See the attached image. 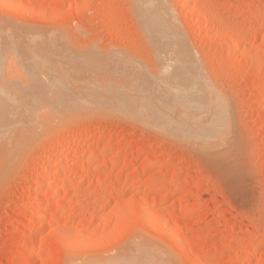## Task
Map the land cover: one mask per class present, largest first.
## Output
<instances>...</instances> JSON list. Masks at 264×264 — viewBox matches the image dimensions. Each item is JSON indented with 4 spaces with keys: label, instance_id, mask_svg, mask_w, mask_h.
<instances>
[{
    "label": "rangeland",
    "instance_id": "1",
    "mask_svg": "<svg viewBox=\"0 0 264 264\" xmlns=\"http://www.w3.org/2000/svg\"><path fill=\"white\" fill-rule=\"evenodd\" d=\"M6 1L0 3V85L2 84L0 89L3 92L6 89L8 94L5 95H9L14 93L13 90L16 88L17 92L12 94L14 97L11 95L7 97L18 99V97L15 98L17 94L20 99H23L22 96L27 97L25 93L31 91L27 85L31 84V81L28 83L26 81L32 78L37 79L36 74L39 72L38 78L40 82L46 80L45 86L48 87L51 84L48 82L51 81L55 85L61 82L62 86L57 83L60 88L66 89L65 91L72 90L65 93L61 91L63 89L59 91L57 88L60 93L64 92V99L67 97L76 101L71 100L69 103V100H64L59 94L61 98L56 101L57 108L62 107L59 104L66 101H68L67 106L73 101L79 108L75 110L76 104L73 107L72 103L68 110L67 106L62 104L66 106V108L63 107L66 112L62 111L63 108L61 112L64 113H59L56 109L59 116L52 114L56 117L53 118L50 112L51 116L45 111L47 105L44 106L45 101H51L53 98H49V92H44V96L48 94L47 100L46 98L42 100L46 109H40L42 106L40 104L35 106L36 110L34 109L39 117L46 112L45 116H49L44 119L40 117L41 124L35 125L37 120H34V123L32 121H24L26 122L24 123L21 120L19 125L17 120L12 119L11 122L15 120L13 124L16 126L10 125L12 131L7 129L11 135L16 133L15 127H24L29 124L22 129H29L33 125L32 134L36 133V136L32 134L31 136V131L26 133L19 127L17 133L20 130L18 136L23 142L16 144L17 152H20L17 155L10 154L9 151L1 154L4 156L1 160L7 156L8 158L4 160L5 162L0 160L3 164L2 166L0 164V264H26L27 260H30L27 261L28 264H94V262L101 264L105 259L108 260L114 256L117 258L119 256L117 254H120V251L123 252L124 247L126 250L131 249L127 251L130 260L139 258L137 264H143V262L151 264L150 259L156 263L158 260L161 264L162 261L159 258L163 259V257L165 261L174 262L172 264H194L195 261L198 264H264V0H167V2L165 0L164 3L168 5L166 9L169 8L168 12L173 13L171 17H174L175 22L172 19V21L167 20L168 14L163 21L164 27L168 26L167 29L171 27L170 30L174 29L176 34L179 30L183 40L180 39L181 37L173 36L176 34L170 35V38L168 34L160 33L163 35L159 34L158 37L164 39V42L174 41L175 46L174 44L170 46L171 44L167 42L165 45L157 36L155 39L149 38L147 32H144L147 35L143 34V25L137 16L139 13L136 12L138 11L137 0ZM162 1L164 0L159 2L162 4ZM185 1L189 4L185 5ZM164 27L163 32L166 31ZM173 31L168 33L171 34ZM166 37H169V41ZM173 37L179 38L178 42ZM155 40L161 41L159 43L162 46L155 43ZM23 41H29L36 46L43 44V49L44 46L46 49L41 54L43 53L44 56L40 57V54L39 57H46V61L51 59L44 64L48 68L42 66L39 68L40 71L36 68L35 73L27 71L33 74L32 77L25 76L27 73L22 72L12 61L15 47H18L17 44L20 45L21 42L23 44ZM177 43L179 48L175 50L173 47H178ZM232 43L236 46L231 52L228 48ZM154 47L156 48L153 49ZM180 49L185 50L180 51ZM172 50L183 54L186 51L190 52L186 55L188 61H184L186 58L180 54L185 58L184 64L188 63L182 67L184 70H175L178 62H174L173 59L177 60L179 57H174L175 53ZM156 51L162 53L157 54ZM161 55L162 57L164 55L165 59H162ZM159 58L162 60L161 63L167 66L163 64L162 67L159 66ZM110 59L116 66L112 65ZM182 62L179 64H183ZM91 64L94 66L91 67ZM85 67L88 71L84 69ZM114 68L117 70L120 68V71ZM195 68H201L202 72L198 73L199 70ZM93 71L98 77H94ZM135 71L136 73H131ZM85 72L89 73L84 75ZM187 72L192 75L197 73L196 78L200 74V81L199 78L197 82L193 81L195 77L191 78L192 80L188 78L190 74ZM78 74L84 75V79ZM40 77L43 79L41 80ZM50 78L60 80L55 83ZM207 80L212 86L207 85ZM192 81L198 88L193 85L195 89L191 87ZM202 81L206 82L207 88L212 87L207 90L209 94L202 88ZM198 82L203 90L199 91ZM32 83L34 84L33 81ZM187 83H190V90H195L193 94L197 91L207 94L203 98L204 101L199 98L203 101L202 103L192 100L191 95L189 99L191 98L192 101L187 100L189 96ZM54 84L53 86L56 87L57 85ZM26 85L28 91L26 89L24 91ZM177 85L182 89H170ZM111 86L114 87L109 88ZM165 86L169 87L167 91ZM36 87H33L34 91L36 90L34 97L41 94L37 93ZM47 87L43 89L51 90V92L55 89ZM128 87L131 88L128 89ZM163 87L165 90L162 89V92L160 89ZM158 88H160L159 91ZM142 90L147 91L146 94ZM169 90L179 91L171 93ZM58 91L52 92V95L55 96ZM89 91L92 94H87ZM133 93L136 95L138 93L140 96ZM27 94L29 98L33 96ZM43 94L39 97L41 98ZM175 94L176 97L181 95L184 103L175 102ZM1 95L3 93L0 97ZM146 95L148 97H145ZM168 95L170 100L167 99ZM199 95L202 97L201 94ZM199 95L196 96L199 97ZM56 96L57 99L58 95ZM194 96L193 98H196ZM81 97L91 103L85 105L84 101L82 104ZM61 99L64 101L61 102ZM206 99H210L211 102H205ZM185 100L190 104L193 101V104L198 103L194 105L196 109ZM143 101L145 103H142ZM216 101L218 105L220 104L219 106L222 105L221 108L217 107ZM152 102L155 107L151 104ZM56 103L51 101L48 107L51 108L49 105L54 107ZM205 103L212 104L206 107ZM206 109L213 110L218 118L229 115L227 120L231 124L222 117L223 120L225 119V125L221 122L222 120L219 123L222 124V128L218 127L219 124L206 125L210 120L208 117L213 114V111L209 114ZM220 109L224 111L221 112ZM205 110L208 113H205ZM67 112L70 113L66 114ZM181 112L183 114H180ZM181 116L182 118L184 116L185 121L194 123H184L185 121L180 119ZM203 116L207 118L203 119ZM48 118H51L53 122L48 124L50 122ZM57 118L63 119L61 122L59 119L58 122ZM193 124L195 125L191 129L193 134H188L190 129L187 131V128L193 127ZM39 125L41 126L38 127ZM36 126L39 131L36 130ZM42 126L44 128L38 129ZM199 126L202 127L200 131ZM204 126H206L205 129ZM224 126L227 130L229 128L228 132ZM210 128L213 129L210 130ZM21 130L29 135L30 138L28 136L27 138L31 140H28V143L22 139ZM204 131L207 136H212L213 140L216 136L215 132L219 133L215 141H210V136L208 139L206 136L202 138L201 134L205 135L202 133ZM4 135H7L6 132L2 135V140L6 139ZM13 137L18 139L17 136ZM9 138L8 141H10ZM33 138L37 140L34 139L33 142ZM24 142L27 145H22ZM21 145L22 149L19 150ZM68 146L72 147L69 155L67 154L69 160L85 156L90 152L104 151L103 154L99 153L95 159L84 165L76 163L72 165L68 160L70 168L68 167L59 175L61 180L66 181L59 188L60 191L53 192L56 169L60 168L59 165L57 166L59 158L54 153ZM207 147H210L209 150ZM118 153L120 156L117 158ZM100 160L106 164L98 166ZM146 161L151 165L142 167ZM140 172L142 175H139ZM72 178L75 180H71ZM37 185L42 188L36 194L33 188ZM35 201L41 203L39 207H35ZM58 206H61V209L57 213ZM40 211H43L45 225H40L38 221L32 222ZM146 211L150 213L147 215ZM142 214L147 215V218ZM155 221L161 222L163 229L166 228L164 230L160 228V230L158 224L155 226ZM38 226H41L42 231L39 230L36 237L33 254L30 259H25L26 241L24 240ZM136 240L139 242L136 243ZM127 245L132 246L127 248ZM133 246L137 248L132 249ZM181 246L188 256L181 253L183 252ZM138 247H141L138 250V252L141 250L140 254H131L134 252L132 250L136 253ZM144 249L150 252H144L148 253L149 259H146L148 255L142 254ZM153 250L158 251L157 256ZM124 255L126 251L123 252ZM123 256L122 258L128 257ZM115 259H112L111 264H114L117 260ZM154 262L152 263L155 264ZM134 263L136 264V261Z\"/></svg>",
    "mask_w": 264,
    "mask_h": 264
},
{
    "label": "bare ground",
    "instance_id": "2",
    "mask_svg": "<svg viewBox=\"0 0 264 264\" xmlns=\"http://www.w3.org/2000/svg\"><path fill=\"white\" fill-rule=\"evenodd\" d=\"M5 1H6V0H0V3H1V2L3 3V2H5ZM9 1H10V0H9ZM13 1H14V0H13ZM155 1H157V0H137V2H136V3H137L136 6H137V8H138V11H136V12L139 13L137 16H139V19H141V21H140V20H139V21L142 22V25H143V34H146V33H144V32H147L149 38L154 37V39H155L156 36L158 37V36H160V35H161V36L163 35V34H160V33H165L164 35H167V34H168V36L173 35V34H176L174 29H173L174 31H173V30H170L171 27H169V29H167L168 26H166L167 28L164 27L165 24H164L163 21H164V19L167 18V15H168V14H169V18H168L167 20L170 21V20L172 19L173 22H175V21H174V17H173V16L171 17V15H173V13L170 14V12H168V11H170V9H169V8H167L168 10L166 9V7H168V5L166 6V3H164L165 0L162 1V2L164 3V4L162 3L163 5L161 4V2H159L160 0H158L159 3H158V2H155ZM182 1H183V0H182ZM188 1H189V0H188ZM6 2H7V1H6ZM10 2H12V0H11ZM166 2H167V0H166ZM186 3H188V2L185 1L184 4L187 5ZM134 4H135V3H134ZM188 4H189V3H188ZM137 8H136V9H137ZM135 16H136V15H135ZM137 18H138V17H137ZM199 18H201V17H199ZM137 20H138V19H137ZM172 20H171V21H172ZM139 21H138V22H139ZM168 21H167V23H168ZM140 22H139V24H140ZM167 23H166V24H167ZM169 23H170V22H169ZM174 24H175V23H174ZM167 25H169V24H167ZM163 27H164L165 30H166V31H164V32L162 31V30H163V29H162ZM172 27H174V26H172ZM174 28H175V27H174ZM175 29L177 30V28H175ZM167 30H168V31H167ZM171 31H173L171 34L168 33V32H171ZM166 32H167V33H166ZM141 33H142V32H141ZM179 33H180V31L178 30V31H177V34H176V35H173V36L181 37L180 39L183 40V35H182V33H180V35L178 36ZM147 34H146V35H147ZM159 34H160V35H159ZM142 36H143V35H142ZM144 36H145V35H144ZM144 38H145V37H144ZM158 38H160V37H158ZM158 38H156V39H158ZM166 38L168 39L169 37H166ZM170 38H171V36H170ZM160 39H162V38H160ZM160 39H158V40H160ZM173 39H174V40H177V42H178V40H179V38H175V37H173ZM173 39H171V40H173ZM26 40H27V39H26ZM158 40H157V41H158ZM228 40H229V39H228ZM145 41H146V40H145ZM147 41H149V40H147ZM157 41L155 40V43H156ZM161 41H162L164 44H165V42H167V41L164 42V39H162ZM161 41H159V42H161ZM168 41H169V39H168ZM229 41H230V40H229ZM159 42H157V43H159ZM170 42H171V43H170ZM172 42H173V43H172ZM179 42H180V41H179ZM181 42H183V41H181ZM145 43H146V42H145ZM163 43H162V44H163ZM167 43H168L169 45L171 44L170 46H172V45L174 44V41H169V42H167ZM167 43H166V44H167ZM149 44H151V43L149 42ZM159 44H160V43H159ZM159 44H157V45H159ZM166 44H165V45H166ZM182 44H184V43H182ZM234 44H235V43H234ZM234 44L232 43L231 45H229V48H228L229 51L231 50V52H232V50L235 48L236 44H235V45H234ZM151 45H152V44H151ZM160 45H161V44H160ZM160 45H159V46H160ZM177 45H178V43H177ZM17 46H18V47H15V50H14V56L12 57V61H13L16 65L19 66V68H20V70H21L22 72L25 71V72L27 73V75H25V76H28V77L30 76V77H32V76H33L32 73H35V71H36L35 69H36V68H37V70H38L40 67L42 68V66H44L45 62H50V61H51V59H50L49 61H48V60L46 61V60H45L46 57H45V58H44V57L40 58V57L43 55V53L41 54V52H42V51L44 52V49H46L45 46H44V49H43V44H42V45H41V44H37V46H36V45H34L33 43H31V42H29V41H26V42L23 41V44H22V42H21L20 45L17 44ZM161 46H162V45H161ZM174 46H175V44H174ZM150 47L152 48V46H149V48H150ZM51 48H52V47H51ZM51 48H50V49H51ZM155 48H156V47H154L153 49H155ZM171 48H172V47H171ZM174 48H175V50L178 49V48H179V45H178V47H173V49H174ZM180 48H181V47H180ZM185 48H186V47H185ZM237 48H238V47H237ZM48 49H49V48H48ZM153 49H151V50H153ZM157 50H158V49H157ZM169 50H170V49H169ZM169 50H168V52H169ZM175 50H174V51L172 50V51L175 53V54L173 53V54L175 55V56H174V55H173V56H174V57H176V56L179 57V59L176 57L178 61L173 59L174 62H178L177 65L174 64L175 67H176L175 70H177V71H178V70H184L182 67H183L184 65L188 64V63H185V64H184V61H188V60H187L188 57H187L186 55H188L190 52L186 51V52H187V53H186V52L184 51L186 54H185V53L183 54V53H179L178 50H177L178 53H176ZM181 50H185V49H180V51H181ZM46 51H47V50H46ZM48 51H49V50H48ZM59 51H60V50H59ZM148 51H149V50H148ZM229 51H228V52H229ZM233 51H234V50H233ZM153 52H155V51L153 50ZM153 52H152V53H153ZM160 52H161V51H160ZM160 52L156 51L157 54L160 53ZM45 53H46V52H45ZM50 53H51V52H50ZM57 53H58V52H57ZM161 53H162V52H161ZM165 53H166V51H165ZM169 53H170V52H169ZM40 54H41V55H40ZM157 54H156V55H157ZM163 54H164V53H163ZM178 54H179V55H180V54H183L184 57H185L186 59L183 58V57H181L182 55L179 56ZM23 55H24L25 57H24ZM39 55H40V57H39ZM45 55H46V54H45ZM54 55H55V54H54ZM56 55H57V54H56ZM21 56H23L24 58L21 57ZM37 56H38V57H37ZM43 56H44V55H43ZM103 56H104V55H103ZM166 56H167V55H166ZM168 56H169V55H168ZM154 57H155V55H154ZM180 57H181V58H180ZM0 58H1V53H0ZM39 58H40V59H39ZM111 58H112V57H111ZM115 58H117V57H115ZM161 58H162V59H163V58L165 59V56L163 55V57H162V55H161ZM182 58H183V59H182ZM106 59H107V57H106ZM159 59H160V58H159ZM159 59H158V60H159ZM167 59H168V58H167ZM180 59H181V60H180ZM184 59H185V60H184ZM44 60H45V61H44ZM54 60H55V59H54ZM183 60H184V61H183ZM95 61H96V60H95ZM108 61H109V60H108ZM110 61H111V63H112V60H111V59H110ZM179 61H180V62L183 61V62H182L183 64H179V63H180ZM189 61H190V60H189ZM98 62H99V61H98ZM135 62H136V61H135ZM135 62H134V63H135ZM161 62H162V60L160 59V61L158 62V63H159V66H161V65L163 64V63H161ZM163 62H164V61H163ZM168 62H169V61H168ZM80 63H81V62H80ZM95 63H96V65H97V62H95ZM108 63H109V62H108ZM191 63H192V62H190V64H191ZM193 63H194V62H193ZM53 64H54V63H53ZM81 64H82V63H81ZM93 64H94V63H93ZM106 64H107V63H106ZM168 64H169V63H168ZM170 64H171V63H170ZM197 64H198V63H197ZM51 65H52V62H51ZM60 65H61V64H60ZM76 65H78V64H76ZM112 65H113V63H112ZM163 65H164V64H163ZM172 65H173V63H172ZM45 66H47V65H45ZM45 66H44V67H45ZM56 66H58V65H56ZM56 66H54V68H55ZM85 66H87V65H85ZM90 66L92 67V66H94V65L91 64ZM113 66H116V65L114 64ZM133 66H134V64H133ZM164 66H167V65H164ZM195 66H196V65H195ZM49 67H51V66H49ZM60 67H62V66H60ZM77 67H78V66H77ZM79 67H80V66H79ZM95 67H96V66H95ZM127 67H128V66H127ZM161 67H162V66H161ZM172 67H173V66H172ZM187 67H188V66H187ZM197 67H198V66H197ZM45 68H48V66L45 67ZM69 68H70V67H69ZM69 68H68V69H69ZM74 68H75V67H74ZM86 68H87V67H85L84 69H86ZM88 68H89V67H88ZM111 68H112V67H111ZM115 68H116V67H115ZM115 68H114V69H115ZM124 68H125V67H124ZM124 68H123V69H124ZM181 68H182V69H181ZM49 69H50V68H49ZM51 69H52V68H51ZM71 69H72V67H71ZM78 69H79L78 71H80V68H78ZM93 69H95V68H93ZM118 69H119V70H117V69H115V70H116V71H120V68H118ZM125 69H126V68H125ZM125 69H124V70H125ZM128 69H129V68H128ZM172 69H173V68H172ZM195 69L197 70L198 68H195ZM29 70H30V71H29ZM34 70H35V71H34ZM74 70H75V69H74ZM74 70H72V71H74ZM115 70H114V71H115ZM198 70H199L198 73H200L201 68L198 69ZM27 71H28L29 73H30L31 71H34V72H32L31 74H29ZM38 71H40V69H39ZM38 71H37V72H38ZM86 71H88V69H86ZM89 71H90V70H89ZM114 71H113V72H114ZM25 72H24V73H25ZM82 72H84V71H82ZM111 72H112V70H111ZM196 72H197V71H196ZM201 72H202V71H201ZM26 73H25V74H26ZM54 73H56V72L54 71ZM87 73H89V72H85L84 75H87ZM93 73H94V71H93ZM108 73H109V71H108ZM119 73H120V72H119ZM121 73H122V72H121ZM125 73H126V71H125ZM131 73H136V71H135V72H131ZM187 73H189V72H187ZM28 74H29V75H28ZM46 74H47V73H46ZM68 74H69V72H68ZM68 74H67V75H68ZM81 74H82V73H81ZM94 74H95V75H94V77H95L97 73H94ZM137 74H138V73H137ZM174 74H175L176 76L178 75L177 73H174ZM180 74H182V73L180 72ZM189 74H190L191 76L189 75L188 78L190 77V79H191V78H194V77H195V78H194L195 80L193 79V81H196V82H197V79H198V78H199L198 80L200 81V78H201V77H200V74H198V76H199L198 78H196V74H197V73H195V74H193V75H192V73H189ZM31 75H32V76H31ZM44 75H45V74H44ZM64 75H65V74H64ZM74 75H75V74H74ZM79 75H80V74H78V76H79ZM84 75H83V76H84ZM88 75H89V74H88ZM92 75H93V74H92ZM98 75H99V74H98ZM108 75H109V74H108ZM108 75H107V76H108ZM110 75H112V74L110 73ZM115 75H117V74H115ZM123 75H124V74H123ZM126 75H127V74H126ZM135 75H136V74H135ZM138 75H139V74H138ZM194 75H195V76H194ZM202 75H203V74H202ZM202 75H201V76H202ZM36 76H38V77L40 76V75H39V72L36 74ZM36 76H35V77H36ZM42 76H43V75H42ZM50 76H51V75H50ZM56 76L59 77L58 75H56ZM60 76H61V75H60ZM80 76H81V75H80ZM83 76H81V77H83ZM112 76H113V75H112ZM121 76H122V75H121ZM173 76H174V75H173ZM192 76H193V77H192ZM38 77H37V79H34V80H33V78H32V80L29 79V81H26V83H28V82L31 81V82H30L31 84H27V85L29 86V90H31V91H28V90H27V88H28L27 85L24 87V91H25V89H26V91H28L27 93L33 95V96H31V97L29 98V97H28L29 95H28L27 93H25V95H26L29 99H28L27 97H25V96H22L23 99H20L19 95H17V94H15V98L18 97V99H13V98H11V97L8 98L9 95L12 96V94H14V93L17 92V89H16V88H15L16 90H15V89L13 90V91H15V92L12 93V94H9V95H5V94H8L7 91H6V89H5V92H3V90L0 89V90H1V91H0V94L3 93V95H4V97H3V95H1L3 98L0 97V152H1V153H0V156H1L0 160L2 159V156H3V155H1V154H2L3 152H8V151H9V152H11L10 154L13 153L14 155H17V154L20 152V151L17 152L18 149H17V144H16V143L23 142V141H20L21 139H19V136H18L19 133H20V132H19L20 130L18 131V133H17V130H18L19 127H21V128H19V129H22L23 126H17V127H15V128H17V130L14 129V126H16L15 124H13V123L15 122V120L18 121V124L21 123V120H22L23 122H24V121H28V122H29V121H32V122H33L34 120H37L36 122H35V121H34V122L37 123V124H35V125H38V124H41L40 121H41V118H42V117H43L42 119H44L45 117H49V116H45V115H47V112H48V114H49V112H50L51 115H52V114H55V116L58 117L59 115H58V113H57V112H58L57 110H59V113H60V112H61V108H63V107L66 108V106H67V105H66V104H67L66 102H68V101L59 104V106L61 105L62 107H59V106H58L59 108H57V105H58V104L56 103V101L59 100V99L61 98V96H62V98L64 99V96H65V95L63 96V93H64V92L66 93V92L70 91V90L65 91L66 89H63L62 87H61V88L59 87V86H62V85H60L61 82H60V83L57 82V81H59L60 79H59V80H54L55 77H54V78H50V80H51V79L54 80L55 83H56V82L59 83V86L57 85V83H56V85H57V86H56V85L53 83V81L48 82V83H51V84L48 85L49 88H55L54 90L52 89V90H53V91H52L53 93H54L55 91H58L57 88H59V91H60L61 89H63V90H61V91H64L63 93H60V92L58 91V92H57L58 94H56V95H58V98L56 99L57 96H56V95H55V96L52 95L53 93L51 92V90H50V91H49V90L45 91V89H43L44 87H47V86L44 85V83H45L46 80H43L44 82H43V81L40 82V80H39ZM48 77H49V75H48ZM63 77H64V76H63ZM68 77H69V76H68ZM96 77H98V76H96ZM105 77H106V76H105ZM140 77H141V76H140ZM185 77H187V75H186ZM202 77H203V76H202ZM40 78H41V80L43 79L42 77H40ZM45 78H46V77H45ZM45 78H44V79H45ZM60 78H61V77H60ZM92 78H93V77H92ZM102 78H103V77H102ZM25 79L28 80V78H25ZM55 79H56V78H55ZM68 79H69V78H68ZM75 79H76V78H75ZM83 79H84V77H83ZM133 79H134V78H133ZM136 79H137V78H136ZM35 80H39V81H37V83H36ZM80 80H81V79H80ZM94 80H95V79H94ZM119 80H120V79H119ZM143 80H144V79H143ZM143 80H141V82H142ZM187 80H189V79H187ZM191 80H192V79H191ZM205 80H206V79H205ZM32 81L34 82L35 85L37 84L36 86H38V88L32 83ZM61 81H62V80H61ZM74 81H75V80H74ZM74 81H73V84H74L76 81H78V80H76L75 82H74ZM91 81H92V80H91ZM101 81H102V80H101ZM115 81H116V80H115ZM129 81H130V80H129ZM134 81L136 82L135 79H134ZM193 81L191 82V84L189 83V84L191 85V87H192V85L195 86V85L193 84ZM38 82L41 83V84H39ZM42 82H43V84H42ZM79 82H80V81H79ZM79 82H78V83H79ZM82 82H83V81H82ZM85 82H86V81H85ZM99 82H100V81H99ZM102 82H103V81H102ZM102 82H101V83H102ZM121 82H123V81L121 80ZM125 82H126V81H125ZM127 82H128V80H127ZM189 82H190V80H189ZM196 82H195V83H196ZM203 82H204L205 84H204ZM206 82H208L207 85L209 84L210 86H212V85L209 83L208 80H207ZM206 82H205V81H202V82H201V85H202V84L204 85V86L202 85V88L204 89V91H207L208 89L212 88V87H210V86H209L210 88H207V86H206ZM24 83H25V82H24ZM26 83H25V84H26ZM111 83H112V81H111ZM133 83H134V82H133ZM45 84H46V83H45ZM53 84H54L56 87H54ZM66 84H67V83L65 82V85H66ZM80 84H81V83H80ZM145 84H146V83H145ZM147 84H148V82H147ZM187 84H188V83H187ZM189 84H188V85H189ZM196 84H197V83H196ZM199 84H200V82H198V86H199ZM30 85H31V86L33 85V87H36V88H37V93H38V94L41 93V94H39V96L42 95L44 92H47V93L49 92V94H50V95H49V98H50V99L53 98L51 101H54V102L56 103V104L54 105V107H56V108H54L52 105H49V106H51V108L53 107V109L51 110V108L48 107V104L51 102V101H49V100H48V101H45V102H48V103H45V102H44L45 105L42 104L43 101L45 100V98H46V100H47L48 97H47L46 95H48V94H45L46 97H45L44 94H43V96H41V98H40L38 95H37V97L35 96V97H36V98H35V97H34V95H35L34 92H36V90L34 91L33 87H31ZM39 85H40V86L43 85V86H41L42 88H40ZM46 85H47V84H46ZM81 85H82V84H81ZM86 85H87V84H86ZM92 85H93V84H92ZM112 85H114V84L112 83ZM118 85H119V84H118ZM123 85H124V84H123ZM123 85H122V86H123ZM127 85H128V83H127ZM134 85H135V84H134ZM136 85H137V84H136ZM188 85H187V87H189V92H188V95H189V96H187V100H189V101L195 100V101H198L199 103H202V102L204 101L203 98H204L207 94H209V91L206 92L207 94H204L205 92L198 93V91H197V89H196L197 92H196L195 94H196V95L201 94V96H202V97H200V95H199V97H198V96H196L195 94H193V93L195 92V90H194V91H193L192 89L190 90L191 87H190V85H189V86H188ZM201 85H200V86H201ZM0 86H2V84H1ZM22 86H23V85H22ZM50 86H51V87H50ZM78 86H80V85L78 84ZM109 86H110V85H109ZM146 86H148V85H146ZM196 86H197V85H196ZM196 86H195V87H196ZM200 86H199V91H200V90H203V89L200 88ZM205 86H206V87H205ZM26 87H27V88H26ZM48 87H47V88H48ZM82 87H83V86H82ZM84 87H85V86H84ZM86 87H87V86H86ZM94 87H95V86H94ZM94 87H92V88H94ZM113 87H114V86H113ZM113 87L111 86V87H109V88H113ZM135 87H136V86H135ZM148 87H150V85H149ZM155 87H156V86H155ZM187 87H186V88H187ZM1 88H3V87H1ZM11 88H12V87H11ZM31 88H32V89H31ZM47 88H46V89H47ZM71 88H72V87H71ZM73 88H75V87H73ZM76 88H79V87H76ZM89 88H90V87H89ZM130 88H131V87H128V89H130ZM136 88H137V87H136ZM138 88H139V87H138ZM140 88L143 89L142 87H140ZM152 88H153V86H152ZM165 88H166V91H167V89H169V87H166V86H165ZM165 88H164V87L161 88V89L158 88V91H159V89H160V90L163 92V90H165ZM178 88H179L180 90L182 89V88L178 87V85H177V87L170 88V89H178ZM192 88H193V87H192ZM196 88H198V87H196ZM9 89H10V88H9ZM12 89H13V88H12ZM18 89H21V88H18ZM82 89H83V88H82ZM141 89H140L139 91H141ZM145 89H146V88H145ZM162 89H163V90H162ZM193 89H195V88H193ZM205 89H206V90H205ZM7 90H8V89H7ZM132 90H134V89H132ZM71 91H72V90H71ZM71 91H70V92H71ZM108 91L110 92V90H108ZM122 91H123V90H122ZM137 91H138V90H137ZM142 91H143V90H142ZM166 91H165V92H166ZM169 91H171V90H169ZM178 91H179V90H177V91H175V92H178ZM183 91H184V90H183ZM190 91H192V93H191ZM8 92H9V90H8ZM20 92H21V91H20ZM30 92H31V93H30ZM32 92H33V93H32ZM76 92H77V91H76ZM112 92H115V91H112ZM126 92H127V91H126ZM135 92H136V89H135ZM143 92H144V91H143ZM143 92H142V93H143ZM145 92H147V91H145ZM145 92H144V93H145ZM153 92H154V91H153ZM153 92H152V94H153ZM165 92H164V93H165ZM175 92H174V91H171V93H175ZM210 92H211V91H210ZM213 92H216V91H213ZM10 93H11V91H10ZM68 93H69V92H68ZM77 93H79V92H77ZM130 93H131V92H130ZM130 93H129V94H130ZM155 93H156V92H155ZM158 93H159L158 95L161 96L160 92H158ZM197 93H198V94H197ZM59 94H61V96H60ZM87 94H92V93L89 91V93H87ZM114 94H115V93H114ZM118 94H121V93H118ZM133 94H135V93H133ZM145 94H146V93H145ZM147 94H148V93H147ZM150 94H151V93H150ZM150 94H149V96H150ZM177 94H178V93H177ZM179 94H180V93H179ZM179 94H178V95H179ZM192 94H193V95H192ZM74 95H76V94H74ZM74 95H73V96H74ZM131 95H132V94H131ZM135 95H136V94H135ZM137 95H139V94L137 93ZM137 95H136V96H137ZM141 95H142V94H141ZM143 95H144V94H143ZM156 95H157V94H156ZM170 95H171V94H170ZM185 95H186V94H185ZM190 95L192 96V100H191V98L189 99V97H191ZM194 95L196 96V98H193ZM210 95H211V94H210ZM7 96H8V97H7ZM50 96H51V97H50ZM52 96H54V97H52ZM59 96H60V97H59ZM70 96H71V95H70ZM117 96H118V95H117ZM139 96H140V95H139ZM162 96H163V94H162ZM195 96H194V97H195ZM211 96H212V95H211ZM12 97H14V95H13ZM124 97H125V96H124ZM132 97H133V95H132ZM145 97H148V95H146ZM163 97H164V96H163ZM165 97H166V96H165ZM172 97H173V96H172ZM197 97H198V98H197ZM212 97H215V96H212ZM42 98H44V99H42ZM78 98H79V97H78ZM82 98L84 99V97H81V100H80V101H82V104H84L85 99L83 100ZM85 98H86V96H85ZM87 98H88V97H87ZM121 98H122V97H121ZM125 98H126V97H125ZM137 98H140V97H137ZM156 98H157V96H156ZM161 98H162V97H161ZM175 98H176V99H175ZM175 98H174V99H175V102L178 101L179 104H180V103H184V99H182L181 95L176 97V94H175ZM180 98H181L182 100H180ZM184 98H185V97H184ZM199 98H201V100L203 99V101H201ZM217 98H219V97L217 96ZM36 99H37V100H36ZM63 99H61V102H63L64 100H66L67 97H66L64 100H63ZM79 99H80V98H79ZM132 99H134V98H132ZM151 99H152V97H151ZM151 99H150V100H151ZM159 99H160V98H159ZM167 99L170 100V99H169V95H168ZM171 99H172V98H171ZM185 99H186V98H185ZM197 99H198V100H197ZM213 99H214V98H213ZM213 99H212V100H213ZM39 100H41V101H39ZM42 100H43V101H42ZM62 100H63V101H62ZM67 100H69V103H70V101L73 100V98H72V99H71V98H68ZM141 100H143V98H142ZM141 100H140V103H141ZM160 100L163 101V99H160ZM165 100H166V99H165ZM187 100H185V101H187ZM209 100H210V99H208V100L206 99L205 102H207V101H208V102H211V101H209ZM219 100H220V99H219ZM221 100H222V99H221ZM73 101L76 102L75 100H73ZM73 101L71 102V104L73 103ZM137 101H138V100H137ZM144 101H145V100H144ZM144 101H143L142 103H145ZM217 101H218V100H217ZM217 101L215 102V104L217 103ZM36 102H37V103H36ZM40 102H41V103H40ZM135 102H136V101H135ZM148 102H150V101H148ZM163 102H164V101H163ZM167 102H168V101H167ZM169 102H170V101H169ZM187 102H188V101H187ZM187 102H186V103H187ZM193 102H194V101H193ZM193 102H192L191 104H190V102H188V103H189L190 105H193L192 107H194V105L198 104V103L193 104ZM69 103H68V105L70 106L71 104H69ZM90 103H91V102H90ZM90 103H89L88 101H87V102L85 101V105H86V104L89 105ZM138 103H139V102H138ZM155 103H156V102H155ZM186 103H185V104H186ZM188 103H187V104H188ZM38 104L42 105V106H40V109H41V108H44V106L47 105V107H46L47 110H45V111H47V112L45 113V115H44V113H43V116L40 114V115H41V116H40L41 118L37 115V113H36V111H35V110H36V109H35V106H36V105L39 106ZM62 104H65L66 106H65V105H62ZM74 104H76V103H73V105H71V106L75 107ZM79 104L81 105V102H80ZM92 104H93V102H92ZM148 104H149V103H148ZM148 104H147V105H148ZM151 104H153V102H152ZM156 104H158V103H156ZM208 104H209V103H208ZM208 104L205 103V106L207 107ZM210 104H212V103H210ZM210 104H209V106H210ZM221 104H222V103H221ZM43 105H44V106H43ZM170 105H171V103H170ZM219 105H220V104H219ZM219 105H218V103H217V107H218ZM69 106H67V109H68V110H70L69 108H71V107H69ZM81 106H82V105H81ZM81 106H80V107H81ZM145 106H146V105H145ZM156 106H157V109H158V105H156ZM175 106H176V105H175ZM184 106H185V105H183V107H184ZM203 106H204V104H203ZM86 107H87V106H86ZM149 107H150V106H149ZM153 107H155L154 104H153ZM161 107H162V106H161ZM171 107H172V106H171ZM186 107H187V106H186ZM212 107H213V105H212ZM219 107L221 108L222 105L219 106ZM219 107H218V108H219ZM46 108H44V109H46ZM64 108L62 109V111H65V112H66V110H65ZM77 108H79V107H77V104H76V108H75V110H77ZM82 108H84V107H82ZM150 108H151V107H150ZM187 108H188V107H187ZM189 108H190V107H189ZM194 108H195V107H194ZM210 108H211V107H210ZM34 109H35V110H34ZM44 109L42 110V112L44 111ZM56 109H57V110H56ZM73 109H74V108H73ZM80 109H81V108H80ZM80 109H78V110H80ZM144 109H145V108H144ZM144 109H143V110H144ZM151 109H152V108H151ZM182 109H183V108H182ZM195 109H196V108H195ZM68 110H67V111H68ZM139 110H140V109H139ZM191 110H192V108L190 109V111H191ZM197 110H198V108H197ZM206 110H207V109H206ZM206 110H205V113H206L207 111H209V110H207V111H206ZM215 110H216V109H215ZM218 110H219V109H218ZM218 110H217V111H218ZM220 110H221V109H220ZM37 111H39V108H37ZM52 111H53V112H52ZM157 111H158V110H157ZM159 111H162V110H159ZM183 111H185V110H183ZM194 111H195V110H194ZM200 111H201V110H200ZM210 111H211V110H210ZM210 111H209V114H210L213 110H212L211 112H210ZM217 111H216V112H217ZM223 111H224V110H221V112H223ZM40 112H41V110H40ZM51 112H52V113H51ZM70 112H71V111H70ZM70 112H67L66 114H68V113H70ZM73 112H75V111L73 110ZM73 112H71V113H73ZM141 112H142V111H141ZM143 112H144V111H143ZM162 112H163V111H162ZM166 112H167V111H166ZM179 112H180V111H179ZM196 112H198V111H196ZM219 112H220V111H219ZM219 112H218V113H219ZM226 112H227V111H226ZM226 112H224V113H226ZM56 113H57V114H56ZM61 113H64V112H61ZM83 113H84V112H83ZM163 113H165V111H164ZM191 113H192V112H191ZM198 113H199V112H198ZM207 113H208V112H207ZM212 113H213V114H212ZM212 113H211L212 116H210L211 118L208 117L210 120L207 121L208 124H206V125H211V126H212V124L217 125V124L220 123L221 120H222L221 122H223V125H225V119L223 120V118H226V121H228V120H227V117H228L229 115L227 116L226 114H224V116H227V117H223V116H222L223 118H222V117H219V118H220V120H219V118L217 117V115L215 114V112L213 111ZM50 114H49V115H50ZM77 114H80V113H77ZM176 114H178V112H177ZM180 114H183V113L181 112ZM193 114H194V113H193ZM209 114H208V116H209ZM36 115H37L38 117H37ZM51 115H50V116H51ZM156 115H157V114H156ZM173 115H174V113H173ZM205 115H207V114H205ZM219 115H220V114H219ZM69 116H70V115H69ZM69 116H66V117H69ZM220 116H221V115H220ZM52 117H53V115H52ZM56 117H53V118H56ZM70 117H71V116H70ZM157 117H158V116H157ZM159 117H161V116L159 115ZM163 117H164V116H163ZM168 117H170V116H168ZM190 117H192V119L194 118L192 115H191ZM35 118H37V119H35ZM53 118H52V119H53ZM141 118H142V117H141ZM155 118H156V117H155ZM173 118H174V117H173ZM204 118H207V116H206V117L203 116V119H204ZM12 119H15L13 123L11 122ZM39 119H40V121H39ZM46 119H47V118H46ZM46 119H45V120H46ZM48 119H49V118H48ZM50 119H51V118H50ZM50 119H49V120H50ZM57 119H58L57 121L59 122V119H60V118H57ZM62 119H63V118H62ZM62 119H60V122L62 121ZM171 119H172V118H171ZM180 119H181V120H182V119L184 120L185 118H184V116H183V118H182V116H181ZM192 119H190V120H192ZM228 119H229V117H228ZM141 120H142V119H141ZM162 120H163V119H162ZM172 120H174V119H172ZM187 120H188V119H187ZM170 121H171V120H170ZM177 121H179V120H177ZM184 121H185V120H184ZM192 121H193V120H192ZM195 121H196V120H195ZM200 121H202V119H201ZM204 121H205V120H204ZM9 122H10V123H9ZM34 122H33V123H34ZM39 122H40V123H39ZM46 122H48V121L46 120ZM52 122H53V121H52ZM52 122H51V120H50V122H48V124H50V123H52ZM55 122H56V120H55ZM167 122H168V121H166V123H167ZM180 122H181V121H180ZM186 122H187V121H185L184 123H186ZM188 122H189V124H190L191 121L188 120ZM188 122H187V123H188ZM198 122H199V119H198ZM24 123H26V122H24ZM24 123H22V125H25ZM42 123H43V122H42ZM175 123H178V122L175 121ZM191 123H194V122H191ZM228 123H230V122L228 121ZM228 123H226V124H228ZM18 124H17V125H18ZM43 124H45V123H43ZM182 124H183V122H182ZM197 124H199V123H197ZM200 124H201V123H200ZM202 124H203V123H202ZM202 124H201V125H202ZM204 124H205V122H204ZM204 124H203V125H204ZM230 124H231V123H230ZM10 125H11V126L14 125V126H13V129L16 130L17 135H15L16 133H15L14 135H11V132L8 131V130H11V131H12V127H11ZM19 125H21V124H19ZM26 125H27V124H26ZM26 125H25V126H26ZM28 125H29V124H28ZM28 125H27L26 127H28ZM30 125H31V124H30ZM63 125H64V124H63ZM185 125H186V124H185ZM193 125H194V124H193ZM193 125H189V126H193ZM215 125H214V126H215ZM8 126H10V128H9ZM25 126H24L23 128H25ZM31 126L33 127V125H31ZM40 126H41V125H39L38 127H40ZM43 126H44V125H43ZM43 126H42L41 128H38V129H42V128H44ZM47 126H48V125H47ZM182 126H183V127H186V126H184V125H182ZM182 126H181V127H182ZM196 126H197V125H196ZM221 126H222V124H219L218 127H221ZM226 126H228V125H226ZM226 126H224V127H226ZM7 127H8V128H7ZM29 127H30V126H29ZM32 127H31V128H32ZM48 127H50V126H48ZM175 127H176V126H175ZM181 127H180V128H181ZM194 127H195V125H194L193 127H191V128H187V131H188V129H190V130L188 131V134L192 133V130H191V129L194 128ZM197 127H198V126H197ZM200 127H201V126H199V128H200ZM205 127H206V126H204V129H205ZM218 127H217V128H218ZM222 127H223V126H222ZM222 127H221V128H222ZM31 128H29V129L26 128V130H25V129H24V130L22 129V130L25 131V132H26V131H29V132L31 131V133H30V135H31V134H32V131H33V129H31ZM33 128H34V127H33ZM201 128H202V127H201ZM201 128H200V129L196 128V129H198V130L200 131ZM213 128H215V127H213ZM213 128H212V129H213ZM7 129H8V130H7ZM178 129H179V128H177V130H178ZM208 129H209V128H208ZM212 129L210 128V130H212ZM22 130H21L22 139H24V141H26V142H27L28 140H31V139H29V138H30L29 135L26 134V133H29V132L24 133ZM36 130H37V126H36ZM36 130H35V131H36ZM182 130H183V129H182ZM193 130H194V129H193ZM202 130H203V129H202ZM219 130H220V128H219ZM224 130H225V128H224ZM226 130H227V127H226ZM228 130H229V128H228ZM228 130H227V132H228ZM37 131H39V130H37ZM37 131H36V132H37ZM205 131H206V130H205ZM205 131L202 132V133L205 134ZM208 131H209V130H207V132H208ZM217 131H218V129H217ZM5 132H6V134H7V135H4V137L6 136V139L4 138V139L2 140V139H1V138H2V135L5 134ZM33 132H34V131H33ZM13 133H14V132H12V134H13ZM183 133H184V132H183ZM194 133H196V132H194ZM198 133H199V132H197V134H198ZM217 133H219V132H215L214 135L217 136ZM221 133H222V132H221ZM221 133H220V134H221ZM229 133H230V132H229ZM8 134H9V135H8ZM24 134H26V135H24ZM192 134H193V133H192ZM32 135H34V134H32ZM32 135H31V136H32ZM38 135H39V134H38ZM199 135H200V134H198V136H199ZM201 135L203 136V137L201 136L202 138H204V137L206 136L207 139H208V137L210 136V135L207 136V134H205V135L201 134ZM13 136H17L19 140H18L16 137H13ZM27 136H28L29 138H27ZM35 136H36V133H35L34 137H35ZM188 136H189V135H188ZM188 136H187V137L185 136V137H186V138H189ZM216 136H214V140L212 139V136H210L211 138L209 137V138H210L209 140H210V141H215ZM219 136H220V135H219ZM7 137H8V138L10 137V138H9L10 141H8V138H7ZM194 137H195V136H194ZM202 138H201V141H202ZM217 138H218V137H217ZM26 139H27V140H26ZM34 139H35V138L32 139L33 142H34ZM184 139H185V138H184ZM191 139H192V137H190V140H191ZM35 140H37V138H36ZM57 140H58V139H57ZM188 140H189V139H188ZM209 140H208V143H209ZM191 141H192V140H191ZM193 141H194V140H193ZM8 142H10V143H8ZM202 142H203V141H202ZM27 143H28V142H27ZM27 143L24 142V144L22 143V145H25V144L27 145ZM30 143H32V141H30ZM200 144H201V143H200ZM211 144L213 145V142H212ZM211 144H210V145H211ZM22 145L20 146L21 148H19V150L22 149ZM198 145H199V144H198ZM210 145H209V146H210ZM212 145H211V148H212ZM214 145H217V144H214ZM18 146H19V145H18ZM24 147H25V146H24ZM202 147L204 148L203 145H202ZM202 147H201V149H203ZM26 148H27V147H26ZM105 148H106V147H105ZM105 148H103V149H105ZM205 148H206V147H205ZM207 148H208V150H209L210 147H207ZM71 149H72V147H71V146H68V147H66V148H65V147H64V148H60V149H58V150L54 153V155L57 156V157L59 158V160H57V161H59V162L57 163V166L59 165L60 168H58L59 170L56 169V170H57V173H56V175H55L56 177L54 176V177L56 178V180H55V184L53 185V189H52L53 192H55V191L57 192V190L60 191L59 188H60L62 185H64V182H65L66 180H65V181H64V180H61V179L59 178V175H60L61 172H64V170H66L68 167L70 168L69 163L72 164V165H73L74 163H76V164H80V165H84V164H86L88 161H90V160L92 161L93 159H95V158L97 157V155H99V153H102V152L104 151V150H98L99 152H96V151H95L94 153H93V152H90V153H88V154L85 155V156L83 155L82 157H79V158H76V157H75V158H72V160H69V159H68V155H69V152L71 151ZM101 149H102V148H101ZM106 149H107V148H106ZM205 150H206V149H205ZM206 151H207V150H206ZM106 152H107V151H106ZM108 152H109V151H108ZM15 153H16V154H15ZM207 153H209V152H207ZM67 154H68V155H67ZM102 154H103V153H102ZM10 156H11V155H9V157H10ZM12 156H13V155H12ZM118 156H120L119 153H118V155L116 154V157H117V158H118ZM3 157H4V156H3ZM113 157H114V156H113ZM6 158H8V156L5 157V159H6ZM11 158H12V157H11ZM53 158H54V157H53ZM98 158H99V157H98ZM3 159H4V158H3ZM5 159H4V160H5ZM9 159H10V158H9ZM4 160H1V161H4ZM68 160H69V163H68ZM114 160H115V159H114ZM1 161H0V164H1ZM70 161H71V162L73 161V163H71ZM100 161H101V160H100ZM124 161H125V159H124ZM4 162H5V161H4ZM98 162H99V161H98ZM111 162H112V161H111ZM115 162H116V161H115ZM124 163H125V162H124ZM76 164H75V166H77ZM104 164H106V163L101 161V162L98 164V166H102V165H104ZM107 164H108V163H107ZM110 164H112V163H110ZM2 165H3V164H1V166H2ZM54 165H56V163H55ZM122 165H123V164H122ZM150 165H151L150 162L146 161L145 163H143L142 167H147V166H150ZM111 166H113V165H111ZM123 166H125V164H124ZM96 167H97V165H96ZM117 167H118V166H117ZM80 168H81V167H80ZM99 168H100V167H99ZM124 168H125V167H124ZM76 169H78V168H76ZM84 169H85V168H84ZM144 169H145V168H144ZM69 170H70V169H69ZM69 170H68V171H69ZM95 170H98V169H95ZM81 171H82V169H81ZM138 171H139V170H138ZM138 171H137V174H138ZM65 172H66V171H65ZM73 172H74V171H73ZM75 172H76V171H75ZM54 173H55V172H54ZM92 173H93V172H92ZM140 173H141V172H140ZM47 174H48V173H47ZM83 174H84V173H83ZM97 174H98V173H97ZM73 175H74V174H73ZM76 175H77V174H76ZM98 175H99V174H98ZM139 175H142V173L139 174ZM96 176H97V175H96ZM130 176H131V175H130ZM130 176H129V177H130ZM133 177H134V176H133ZM136 177H138V176H136ZM75 178H76V177H75ZM125 178H126V177H125ZM139 178H140V177H139ZM62 179H64V178H62ZM116 179H117V178H116ZM126 179H127V178H126ZM157 179H158V178H157ZM71 180H75V179L72 178ZM67 181H69V179H68ZM117 181H118V179H117ZM119 181H120V180H119ZM134 181H135V180H134ZM70 182H71V181H70ZM72 182H73V181H72ZM123 182L125 183L126 181L124 180ZM139 182H140V179H139ZM155 183H156V182H155ZM69 186H70V185H69ZM116 187H117V186H116ZM116 187H115V188H116ZM119 187H120V185H119ZM41 188H42V187H41ZM41 188L37 185V186H35V187L33 188V192H34V193L39 192ZM65 188H66V187H65ZM150 189H151V188H150ZM120 190H121V189H120ZM125 190H126V189H125ZM123 191H124V190H123ZM46 192H47V191H46ZM120 192H121V191H120ZM47 193H48V192H47ZM68 193H69V192H68ZM36 194H37V193H36ZM64 195H65V194H64ZM68 195H69V194H68ZM73 195H74V194H73ZM68 197H70V196H68ZM67 199H68V198H67ZM67 199H66V200H67ZM40 201H41V200H40ZM35 202H36V201H35ZM41 202H42V201H41ZM61 203H62V202H61ZM136 203H137V201H136ZM39 204H41V203H40V202L38 203V201H37L36 204H35V207H36V206L39 207V206H40ZM138 204H139V203H138ZM61 205H62V204H61ZM33 206H34V205H33ZM33 206H31V207H33ZM116 206H117V205H116ZM142 206H143V205H142ZM189 206H190V205H189ZM146 207H147V206H146ZM190 207H191V206H190ZM29 208H30V207H29ZM138 208H139V207H138ZM37 209H38V208H37ZM60 209H61V206H58L57 209H56V212L58 213V212L60 211ZM145 209H146V208H145ZM187 209H188V207H187ZM187 209H186V210H187ZM34 210H35V209H34ZM46 210H47V209H46ZM147 210H148V209H147ZM189 210H190V209H189ZM43 211H45L44 208H43ZM43 211L37 212V213H40V214H39L38 216L35 214L36 217H34V218L32 217V218H33V221H32V222H34V221L37 222V221H38V223H39L40 225H41V224H42V225H45V224H44L45 221H44ZM138 211H139V210H138ZM148 211H151V210H148ZM142 212H143V211H142ZM45 213H46V212H45ZM144 213H145V212H144ZM148 213H150V212H148ZM148 213H147V211H146V214H147V215H148ZM54 214H55V213H54ZM130 214H132V213H130ZM52 215H53V214H52ZM142 215H143V214H142ZM144 215H145V214H144ZM144 215H143V216H144ZM147 215H146V216H147ZM146 216H144V217H146ZM149 216H150V215H149ZM151 216H152V215H151ZM151 216H150V217H151ZM52 217H53V216H52ZM146 218H147V217H146ZM146 218H145V219H146ZM130 219H131V218H130ZM148 219H149V217H148ZM155 219H156V218H155ZM51 220H52V219H51ZM150 220H151V219H150ZM152 220H154V219H152ZM161 220H163V219H161ZM157 221H158V220H157ZM157 221H155V226L158 224V225H159V229L161 228L162 230H164L166 227H164V229H163V227H162L163 224H160L161 222L158 223ZM159 221H160V220H159ZM140 222H141V221H140ZM156 222H157V223H156ZM45 223H46V222H45ZM121 223H122V222H121ZM31 225H32V224H31ZM153 225H154V224H153ZM158 225H157V226H158ZM38 227H40V228H38ZM38 227H37V229H36L35 231H34V230L32 231L33 233L31 232L30 235L28 234L29 237L27 236V237H28L27 239H25V240L23 239L24 241H26V242H25V243H26V244H25V246H26V256H25V259H26V258H27V259H28V258L30 259L31 256H32V254H33V250H34V247H35L36 237L38 236V232H40L39 230H41V226H38ZM118 227H119V226H118ZM156 228H157V227H156ZM161 229H160V230H161ZM155 230H156V229H155ZM41 231H42V230H41ZM66 231H67V230H66ZM168 231H169V230H168ZM64 232H65V230H64ZM163 232H164V231H163ZM28 233H29V232H28ZM69 233H70V231H69ZM73 233H75V232H73ZM76 233H77V232H76ZM169 233H170V232H169ZM55 234H56V233H55ZM69 235H70V234H69ZM76 235H77V234H76ZM76 235H75V236H76ZM50 236H51V235H50ZM72 236H73V235H72ZM168 236H169V235H168ZM174 236H175V235H174ZM77 237H78V235H77ZM168 238H169V237H168ZM172 238H174V237H172ZM178 238H179V237H178ZM174 239H175V238H174ZM263 239H264V238H263ZM64 240H65V239H64ZM64 240H63V242H64ZM78 240H79V239H78ZM177 241H178V240H177ZM179 241H180V240H179ZM135 242L138 243L139 241L136 240ZM141 242H142V241H141ZM174 242H175V241H174ZM52 243H53V242H52ZM64 243H65V242H64ZM66 243H68V242H66ZM136 243H135V245H136ZM23 244H24V243H23ZM58 244H59V243H58ZM67 245H68V244H67ZM69 245H70V244H69ZM150 245H151V244H150ZM174 245L176 246V244H174ZM178 245H179V244H178ZM127 246H128L127 248H130V246H132V245H127ZM138 246H139V245H138ZM71 247H72V245H71ZM125 248H126V247L123 248V249H124L123 252L126 251V255L123 256V252L120 251L121 253H120V254H119V253L117 254V255H119V256H118L119 258H118V257L116 258V256H114V257H111V259H108V260L105 259L104 262H103V261H102V262L99 261V262H101V264H103V263H104V264H111V263L113 262V260L116 258L117 260L115 259L116 261H114V264H133L134 261H136V264H137V263L139 262V260H137V259H139V258L136 256V257H137L136 260H134V259L130 260V257H129V255H128L127 251H130L131 249H127V250H126ZM133 248H137V247H136V246H133L132 249H133ZM140 248H141V247H140ZM140 248L138 247V249L136 250V251H137L136 253H135V250H132V251H134V252H131V254H132V253H133V254H136V255H137L138 253L140 254L141 250H140V252H138V250H139ZM177 248H178V247H177ZM179 248H180V246H179ZM181 248H182L181 251H183V252H181V253H182V254L184 253V256H188V253H186V250H183L184 248H183L182 246H181ZM153 249H155V248H153ZM187 251H188V250H187ZM144 252H148V250L145 251V249H144V251L142 252V254H143ZM148 253H150V252H148ZM148 253H146V254L144 253L143 255L146 256V255H148ZM153 253H155L156 256H157L158 251H157V252H156V251L154 252V250H153ZM129 254H130V253H129ZM131 254H130V255H131ZM142 254H141V256H142ZM185 254H187V255H185ZM121 255H122L123 257H127V256H128V257H127V258H122ZM134 256H135V255H134ZM134 256H133L132 258H134ZM138 256H140V255H138ZM141 256H140V257H141ZM153 256H154V255H153ZM161 256H162V255H161ZM120 257H121L122 259H121ZM142 257H143V256H142ZM142 257H141V258H142ZM146 257H147L146 259H149V258H148L149 255L146 256ZM151 257H152V256H151ZM151 257H150V258H151ZM159 257H160V254H159ZM162 257H163V256H162ZM162 257H161V258H162ZM143 258H145V257H143ZM152 258H153V257H152ZM157 258H158V257H157ZM188 258H189V257H188ZM112 259H113V260H112ZM118 259H119L120 261H119ZM146 259H145V260H146ZM22 260H23V259H22ZM151 260H152V261H151ZM154 260H155V261L157 260L156 257L154 258ZM159 260H161L162 263L165 261V260H164V257H163V259H160V258H159ZM27 261H30V260H27ZM27 261H26V264H28ZM106 261H107V263H106ZM130 261H133V262L131 263ZM147 261H148V260H147ZM197 261H198V260H197ZM41 262H42V261H41ZM115 262H118V263H115ZM149 262H151V264H153L152 262H154V261H153V259H150ZM167 262H168V261H165V264H170V263H171L170 261H169L170 263H169V262L167 263ZM95 263L98 264V262H94V264H95ZM141 263H142V261H141ZM144 263H145V262H143V264H144ZM154 263H155V264H160V262H158V260H157V263H156V262H154ZM162 263H161V264H162ZM172 263H174V262H172ZM172 263H171V264H172ZM35 264H36V263H35ZM72 264H73V263H72ZM90 264H92V263H90ZM134 264H135V263H134ZM139 264H140V263H139ZM146 264H148V262H147ZM163 264H164V263H163ZM194 264H198V263L195 261ZM199 264H200V263H199ZM201 264H202V263H201Z\"/></svg>",
    "mask_w": 264,
    "mask_h": 264
}]
</instances>
